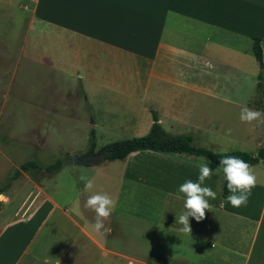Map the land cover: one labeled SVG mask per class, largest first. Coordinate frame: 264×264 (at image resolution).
I'll use <instances>...</instances> for the list:
<instances>
[{"label":"crops","instance_id":"0c3cea01","mask_svg":"<svg viewBox=\"0 0 264 264\" xmlns=\"http://www.w3.org/2000/svg\"><path fill=\"white\" fill-rule=\"evenodd\" d=\"M0 19L11 24L0 26V50L14 58V70L20 62L34 64L63 79L66 97L51 109L50 135L69 144L59 136L78 128L80 147L68 150L88 149L90 129L94 150L106 138L142 135L153 113L163 130L189 134L194 145L219 146L212 137L217 121L194 112L195 105L245 106L251 96L239 92L238 72H249L257 84L253 37L264 58V0H0ZM69 90L79 100L72 110L65 103ZM233 117L240 121V111ZM34 133L43 134L37 127ZM262 137L258 121L239 141L253 140L252 147L239 149L255 152ZM199 157L141 149L99 164L61 163L47 174L34 160L29 171L19 161L0 163L3 177L14 168L0 185V264H264V161L251 164L261 183L247 205L233 207L230 192L221 196L220 166ZM207 161L213 174L202 186L217 198H208L205 219L189 218L186 234L176 222L185 201L178 189L196 181ZM81 175L94 180L92 191L117 200L105 221L110 232L93 229Z\"/></svg>","mask_w":264,"mask_h":264},{"label":"rangeland","instance_id":"374dc122","mask_svg":"<svg viewBox=\"0 0 264 264\" xmlns=\"http://www.w3.org/2000/svg\"><path fill=\"white\" fill-rule=\"evenodd\" d=\"M0 26L10 29L11 24L3 20L0 21ZM14 63L15 60L12 56L0 50V149L4 151V155H0V163L1 166H7L9 164L8 159L16 162L19 161V164L27 160H34L39 165L41 174H47L49 171L44 169L45 164L53 162L56 158H60L61 163H63L70 158L72 154L80 155L88 152L87 147L85 144L82 145L83 148L81 149L68 150L69 146L80 147L78 144L81 140V133L78 132V128L75 132L69 129L68 135L59 136L60 138H67L68 140L66 142L69 144L60 145L51 140L50 127L53 121L52 117L54 116L51 109L60 107L62 96L66 97V94H63L64 90L61 86L64 85L63 79L56 78L50 70L37 67L34 64H24L20 62L16 65V70H14ZM261 63H264V58L257 59L256 71H259L258 73H261L262 76L258 78L257 82L262 81L264 84V66H261ZM2 67L3 69H1ZM13 73V82L8 86L10 83L8 81L9 77L13 75ZM238 76L242 78V85L239 92H243L242 96L245 97L244 95L249 91V95L251 96L246 105H248L249 108L254 107L260 111H264L262 106L264 87L259 88L256 86L257 84L255 85V83H253L256 80L254 81L253 76L247 71H239ZM6 88L8 90H6ZM69 93L71 94L72 91L69 90ZM184 94L192 95L194 93L187 92ZM68 95L67 98L69 99L66 100L65 103H67L68 108L70 106L72 110L77 107L79 100L77 96H74V92L71 96ZM187 107L190 109V106ZM241 107L242 106L234 104L226 105V103L219 102L210 105L205 101H200V103L198 102L195 105L194 112L197 114L205 113L208 116L211 115L213 116L212 119L217 121L218 130L214 131L215 134L212 135V137L215 138L219 146H210L212 150L223 151L230 148L239 149L241 147H252L253 140H247L246 145L241 144L239 141L241 139V134L248 129L253 131V126H257L258 121H253L251 126H249L247 123L241 122V120L234 119V113L241 111ZM59 110L71 111L63 108ZM91 119L92 118L89 117L88 121H91ZM60 121L61 123H65L67 122V118L61 115ZM36 127L37 129L40 128L43 134L34 133ZM229 130L231 131L229 132ZM257 132L258 131L255 132V135ZM252 136L254 137V134H252L250 138H252ZM262 139V144H264V137H262ZM110 141L113 140L106 138L103 140L102 145ZM5 153L8 154V158ZM199 158L213 162L204 156H200ZM100 161L103 162V160ZM99 163L101 162H97L96 164ZM31 168L32 167L28 166L26 170L29 171ZM13 169L14 168L10 166L4 177L0 173V185L9 179ZM57 237L58 236L55 238ZM103 263L104 262L101 261L94 264ZM105 264L113 263L106 261Z\"/></svg>","mask_w":264,"mask_h":264},{"label":"clouds","instance_id":"9594fccd","mask_svg":"<svg viewBox=\"0 0 264 264\" xmlns=\"http://www.w3.org/2000/svg\"><path fill=\"white\" fill-rule=\"evenodd\" d=\"M240 120L243 123L252 124L253 121L264 123V111L254 110L246 105L241 107ZM231 130H229L230 132ZM220 166L227 181V189L231 193L227 196V201L233 207L246 206L252 189L261 183L259 174L253 165L237 156H223L219 161ZM210 162L201 163L199 175L196 181L186 180L179 186V193L185 195L184 211L176 218V222L183 227L181 231L186 234L192 233L189 218H194L197 222L205 219V210H211L212 205L208 198L216 199L217 192L209 186H202L206 179H210L213 169L209 166ZM84 183L85 192H90L84 207L95 213V222L92 225L97 233L110 232V228L105 227L107 221L114 210L117 200L109 193L104 191H92L95 187L94 180L85 175L80 176Z\"/></svg>","mask_w":264,"mask_h":264},{"label":"trees","instance_id":"16d2710c","mask_svg":"<svg viewBox=\"0 0 264 264\" xmlns=\"http://www.w3.org/2000/svg\"><path fill=\"white\" fill-rule=\"evenodd\" d=\"M252 51L256 59L261 58V48L259 44V38L253 37L251 43ZM258 77L261 78V73H258ZM259 88H263L264 84L262 81L257 82ZM153 120L148 129V131L142 135L132 136L128 138L113 140L107 142L100 146L98 149L94 150V133L93 130H89L88 142L89 147L88 152L103 153L104 159L113 160L121 159L127 153L133 150L141 149H151L159 152L165 153H188L193 155L204 156L216 164H219L220 159L223 156H237L241 159L247 161L249 164H253L259 160L264 161V144L258 146L255 152H250L240 149H231L227 151H214L210 148L194 145L191 143V136L184 133H170L159 125L155 114H152ZM28 166H36V163L27 160L20 164V168H27ZM61 166V159L56 158L53 162H49L44 165V169L47 171H54ZM221 171L222 166H220ZM227 181L224 177L221 182V196L224 198L228 194ZM1 189V188H0Z\"/></svg>","mask_w":264,"mask_h":264},{"label":"water","instance_id":"95a60500","mask_svg":"<svg viewBox=\"0 0 264 264\" xmlns=\"http://www.w3.org/2000/svg\"><path fill=\"white\" fill-rule=\"evenodd\" d=\"M263 106H264V102H263ZM103 158H104L103 153L86 152L80 155L72 154L71 157L65 160L63 163H74V164L95 163L102 160Z\"/></svg>","mask_w":264,"mask_h":264}]
</instances>
